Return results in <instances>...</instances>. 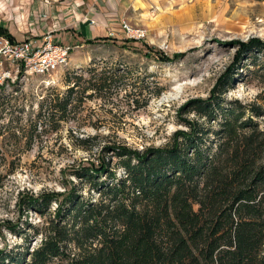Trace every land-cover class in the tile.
<instances>
[{"label": "rangeland", "instance_id": "1", "mask_svg": "<svg viewBox=\"0 0 264 264\" xmlns=\"http://www.w3.org/2000/svg\"><path fill=\"white\" fill-rule=\"evenodd\" d=\"M123 20L145 36L128 38ZM91 21L96 36L73 34ZM0 26L15 39L68 31L72 45L50 75L0 80V250L38 242L47 214L24 210L31 194L96 197L74 170L101 159L121 174L114 145L142 153L199 128L212 145L228 109L264 127V50L240 44L264 42V0H0ZM212 96L211 118L198 114L193 101Z\"/></svg>", "mask_w": 264, "mask_h": 264}, {"label": "trees", "instance_id": "2", "mask_svg": "<svg viewBox=\"0 0 264 264\" xmlns=\"http://www.w3.org/2000/svg\"><path fill=\"white\" fill-rule=\"evenodd\" d=\"M240 44L264 50L259 39ZM69 96L59 99L60 116ZM193 102L207 118L217 108L213 96ZM203 132L142 153L114 145L121 174L103 159L74 170L96 197L31 194L24 210L47 214L34 228L38 242L0 250V264H264V127L228 109L212 145Z\"/></svg>", "mask_w": 264, "mask_h": 264}, {"label": "built area", "instance_id": "3", "mask_svg": "<svg viewBox=\"0 0 264 264\" xmlns=\"http://www.w3.org/2000/svg\"><path fill=\"white\" fill-rule=\"evenodd\" d=\"M127 37L142 39L145 30L122 21ZM72 45L56 41L50 32L44 35L15 39L0 33V80L20 72L24 74H48L67 63Z\"/></svg>", "mask_w": 264, "mask_h": 264}, {"label": "crops", "instance_id": "4", "mask_svg": "<svg viewBox=\"0 0 264 264\" xmlns=\"http://www.w3.org/2000/svg\"><path fill=\"white\" fill-rule=\"evenodd\" d=\"M92 23H93L92 21L90 23L89 22L83 23L82 26L80 25L79 29L76 31L79 34H77L76 32H73V34L76 35L78 38L81 37V38H85V39H89L91 37L96 36V35H94L95 29L93 28ZM96 32H98V31H96ZM35 34L36 33H31L32 36ZM67 34H68V31H59V32H53L52 36L58 42L67 43L68 39L70 38V36L69 35L67 36Z\"/></svg>", "mask_w": 264, "mask_h": 264}]
</instances>
